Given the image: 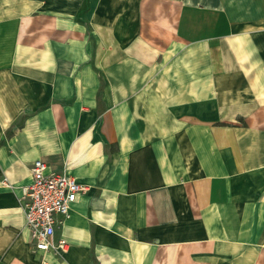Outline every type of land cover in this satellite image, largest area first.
Returning <instances> with one entry per match:
<instances>
[{"label":"crops","instance_id":"crops-1","mask_svg":"<svg viewBox=\"0 0 264 264\" xmlns=\"http://www.w3.org/2000/svg\"><path fill=\"white\" fill-rule=\"evenodd\" d=\"M35 160L86 188L60 256ZM3 178L0 264H264V0H0Z\"/></svg>","mask_w":264,"mask_h":264},{"label":"built area","instance_id":"built-area-1","mask_svg":"<svg viewBox=\"0 0 264 264\" xmlns=\"http://www.w3.org/2000/svg\"><path fill=\"white\" fill-rule=\"evenodd\" d=\"M30 171L31 182L21 187L18 199L30 243L34 251L60 256L67 251L69 243L64 238L54 240L55 226L68 215L77 196L86 188L69 174L48 171L41 160H35ZM0 182L10 186L5 178Z\"/></svg>","mask_w":264,"mask_h":264}]
</instances>
